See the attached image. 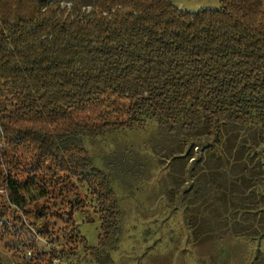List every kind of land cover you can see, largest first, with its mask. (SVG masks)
Returning a JSON list of instances; mask_svg holds the SVG:
<instances>
[{"label":"trees","instance_id":"1","mask_svg":"<svg viewBox=\"0 0 264 264\" xmlns=\"http://www.w3.org/2000/svg\"><path fill=\"white\" fill-rule=\"evenodd\" d=\"M147 115L202 122L213 146L227 123L264 125V0L197 12L172 0H0V191L20 207L16 225L43 219L37 233L51 246L22 242L27 264L76 256L86 238L75 215L93 202L100 231L90 254L112 261L123 212L81 135L142 128ZM254 152L264 184V146ZM50 218L67 228L59 246Z\"/></svg>","mask_w":264,"mask_h":264},{"label":"rangeland","instance_id":"2","mask_svg":"<svg viewBox=\"0 0 264 264\" xmlns=\"http://www.w3.org/2000/svg\"><path fill=\"white\" fill-rule=\"evenodd\" d=\"M172 2L191 12L220 8V0ZM184 118L159 122L147 115L142 128L81 135L94 165L110 177L123 212L108 264H264V184L253 155L264 146V125L227 123L228 132L213 146L202 122ZM92 119L96 121L94 115ZM204 183L207 190L196 200L192 194ZM37 197L34 191L27 193L26 203ZM2 208L8 212L0 221V233L8 228L12 234L0 240V264H27L23 257L32 255L22 249V242L36 243L41 251L51 248L47 236L37 233L43 219L34 220L33 227L16 225L20 207L0 191ZM75 220L86 243L76 256L55 264H98L90 254L100 231L96 204L91 203L86 214L77 213ZM49 224L59 246L67 228L51 218ZM17 231H22L19 239Z\"/></svg>","mask_w":264,"mask_h":264},{"label":"built area","instance_id":"3","mask_svg":"<svg viewBox=\"0 0 264 264\" xmlns=\"http://www.w3.org/2000/svg\"><path fill=\"white\" fill-rule=\"evenodd\" d=\"M29 255L31 256L32 254H31V252H29ZM56 262V261H55Z\"/></svg>","mask_w":264,"mask_h":264}]
</instances>
